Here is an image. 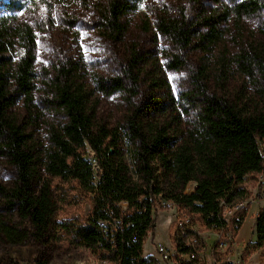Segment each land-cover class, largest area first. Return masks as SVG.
Masks as SVG:
<instances>
[{
    "label": "trees",
    "instance_id": "1",
    "mask_svg": "<svg viewBox=\"0 0 264 264\" xmlns=\"http://www.w3.org/2000/svg\"><path fill=\"white\" fill-rule=\"evenodd\" d=\"M139 1L107 0L99 9L103 34L120 39L126 30L122 16ZM211 1L217 4L216 8L199 15L202 31L196 28L195 21L180 14L157 15L156 31L167 36L184 56L191 46L204 49L219 42L224 33L222 24L228 20L232 19L239 27L244 15L262 8L261 0H240L232 6L221 0ZM142 28H148L146 19ZM261 35L263 38H253L230 60L252 82L264 79V28ZM35 47L34 34L27 22L15 12L0 14V155L16 171L10 186H0V195L9 210L29 224V229H25L17 221H0V231L11 243H22L28 235L44 236L53 212L50 187L46 180L40 181L31 137L8 112L17 96L23 97L29 106L34 88ZM7 52H14V57ZM129 54L123 75L113 78L109 89H105L102 77H94L101 91L124 88L125 81L136 85L138 65L145 60H150L155 67L154 59L144 60L135 51ZM182 65L183 59L177 53L171 54L166 64L167 68ZM82 68L80 60L66 58L54 69L50 90L66 121L50 132L52 148L43 162L50 177L74 181L92 192L90 218L72 230L76 243L103 250L102 257L116 264H127L129 255H135L141 248L146 230L152 229L155 223L151 210L153 196L158 193L187 211L198 213L204 224L214 225L215 229L225 224L221 201L229 206L242 203L228 218L230 232L235 236L249 206L248 202L243 203L250 194L247 184L260 177L256 197L263 203L254 217L255 239L247 241L240 251V264H246L248 256L264 245V108L250 112L225 97L208 99L200 108L195 132L182 133L180 140L179 130L170 128V120L153 119V104L135 108L126 115L124 124L125 135L135 144L131 152L132 168L137 174L134 178L122 159L117 128L94 123L97 99L85 87ZM153 69L155 72L148 83L150 89L163 88L168 94L167 79ZM195 76L201 77L202 71ZM188 181H194V190L185 193L183 188ZM120 202L127 203L126 211L120 208ZM112 217L120 218V226L116 232L104 235L98 220ZM133 235L135 241L131 239ZM30 264H46V260L37 258Z\"/></svg>",
    "mask_w": 264,
    "mask_h": 264
},
{
    "label": "rangeland",
    "instance_id": "2",
    "mask_svg": "<svg viewBox=\"0 0 264 264\" xmlns=\"http://www.w3.org/2000/svg\"><path fill=\"white\" fill-rule=\"evenodd\" d=\"M232 6L240 0H221ZM107 0H0V14L15 12L27 22L35 40L34 88L32 98L26 105L23 97L17 96L8 112L17 123L24 126L31 137L32 152L38 162L40 181L46 180L50 187L53 212L47 233L38 238L28 235L22 243H11L0 231V264H30L37 258L46 264H106L103 250L97 251L79 246L73 229L83 225L90 218L92 192H88L74 181H62L50 177L43 168L46 153L52 148L50 132L65 123L66 116L53 100L50 80L55 67L66 58L80 60L83 65L85 87L92 92L96 101L94 123L116 127L118 146L123 161L127 163L134 178L133 151L135 144L125 135V117L143 104H153V119L170 120V128H176L178 140L191 130L199 118L200 108L208 99L225 97L236 101L245 110L256 112L264 108V79L252 82L241 75L230 62L231 56L243 48L253 38H263L264 0L258 12L244 15L239 27L232 19L222 24L224 33L219 42L204 49L191 46L184 56L174 47L171 40L155 29V19L159 14L183 15L195 21L196 28L202 31L199 15L215 9L211 0H140L136 7L122 16L126 30L120 39L106 37L101 29L99 9ZM148 21V28L142 23ZM197 37L195 38V41ZM13 51V50H12ZM135 51L144 60L140 63L139 80L136 85L124 82V88L111 92L101 91L94 77L103 79L105 89H109L112 79L121 77L127 57ZM183 59L179 68H167L171 54ZM14 52H7L12 56ZM162 72L169 84V93L163 88L151 90L148 83L154 69ZM201 77H196L198 71ZM154 101V102H153ZM174 117V118H172ZM93 162V161H92ZM15 168L7 158L0 155V186H10L15 179ZM159 174V173H158ZM260 180H250V191L243 203L248 202L246 215L237 234L231 242V251L239 252L244 244L255 239L254 217L262 200L256 197ZM165 187V186H163ZM194 190V181H188L183 191ZM120 208L127 210V203L120 202ZM183 208V207H181ZM187 211L185 208L180 209ZM176 209H164L160 203L154 205V227L142 238V251L151 246L153 240H172V223ZM197 225H203L197 215H193ZM17 221L29 229L26 220H20L0 195V221ZM203 230V229H202ZM156 232V235H155ZM161 238H160V236ZM155 236V237H154ZM170 241V242H171ZM240 255V254H239ZM246 264H264V245L254 250Z\"/></svg>",
    "mask_w": 264,
    "mask_h": 264
},
{
    "label": "built area",
    "instance_id": "3",
    "mask_svg": "<svg viewBox=\"0 0 264 264\" xmlns=\"http://www.w3.org/2000/svg\"><path fill=\"white\" fill-rule=\"evenodd\" d=\"M153 198L152 215L156 202L164 209L177 211L170 235L173 241L169 238L165 241L154 239L146 251H142L141 247L136 250L135 255H129L127 264H240V253L231 251V247L228 248V244L234 238L229 229L228 218L242 203L229 206L221 201V214L225 224L223 228L215 229L214 225L207 226L203 222L202 226L197 225L193 215L199 217L198 213L180 211L183 209L180 205L171 199L163 198L160 193L155 194ZM98 224L104 235H108L116 232L120 226V218L99 219ZM150 230L151 228L146 232ZM131 239L135 241V236L133 235ZM105 263L116 264L110 260H105Z\"/></svg>",
    "mask_w": 264,
    "mask_h": 264
},
{
    "label": "crops",
    "instance_id": "4",
    "mask_svg": "<svg viewBox=\"0 0 264 264\" xmlns=\"http://www.w3.org/2000/svg\"><path fill=\"white\" fill-rule=\"evenodd\" d=\"M160 236V235H159ZM155 237V236H154ZM160 238H161V236H160Z\"/></svg>",
    "mask_w": 264,
    "mask_h": 264
}]
</instances>
